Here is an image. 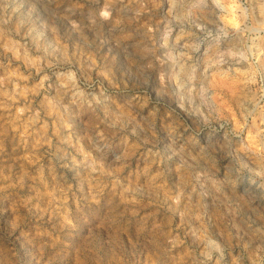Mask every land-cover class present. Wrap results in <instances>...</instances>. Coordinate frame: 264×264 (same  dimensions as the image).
<instances>
[{
  "label": "clouds",
  "instance_id": "1",
  "mask_svg": "<svg viewBox=\"0 0 264 264\" xmlns=\"http://www.w3.org/2000/svg\"><path fill=\"white\" fill-rule=\"evenodd\" d=\"M0 264H264V0H0Z\"/></svg>",
  "mask_w": 264,
  "mask_h": 264
}]
</instances>
